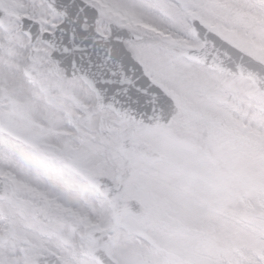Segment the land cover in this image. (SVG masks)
Listing matches in <instances>:
<instances>
[{"label": "snow or ice", "instance_id": "snow-or-ice-1", "mask_svg": "<svg viewBox=\"0 0 264 264\" xmlns=\"http://www.w3.org/2000/svg\"><path fill=\"white\" fill-rule=\"evenodd\" d=\"M0 264H264V0H0Z\"/></svg>", "mask_w": 264, "mask_h": 264}]
</instances>
